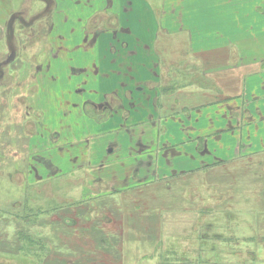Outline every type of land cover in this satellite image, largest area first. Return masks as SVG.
<instances>
[{
  "label": "crops",
  "instance_id": "crops-1",
  "mask_svg": "<svg viewBox=\"0 0 264 264\" xmlns=\"http://www.w3.org/2000/svg\"><path fill=\"white\" fill-rule=\"evenodd\" d=\"M9 1L14 0H0V9H12ZM199 1L196 8L209 11L206 22L197 21L198 36L190 30L171 32L166 25L164 39L182 34L189 45L176 68L169 67L175 59L164 49V57L143 47L138 54L157 64L166 90L156 144L161 153L154 156L158 182L152 178L138 191L148 199L155 189L160 199L143 209L146 221L138 227L131 224L132 208L122 209L128 217L124 231L136 256L145 249L146 263L160 249L168 250L161 255L170 264H264V0ZM142 73L137 66V77ZM190 184L197 186L194 194L186 191ZM172 191L181 192L183 208L164 198ZM243 191L259 195L255 207H249L254 200L244 198ZM238 203L247 205L239 224L230 214ZM170 218L177 224L168 223ZM142 227L154 235L150 240L140 237Z\"/></svg>",
  "mask_w": 264,
  "mask_h": 264
},
{
  "label": "rangeland",
  "instance_id": "rangeland-1",
  "mask_svg": "<svg viewBox=\"0 0 264 264\" xmlns=\"http://www.w3.org/2000/svg\"><path fill=\"white\" fill-rule=\"evenodd\" d=\"M31 1L43 2V0H14L11 3L13 8L9 10L18 9L16 6L19 3L29 4ZM96 1L52 0V5L70 6L73 10V22L75 23L76 16L85 11L87 6L78 7L80 2H88L89 6H93L90 7L93 10H97L101 6H104L105 10L111 2H117L116 7L120 3L123 5L120 9V16L122 11L126 14L123 17V26L121 18H119V26L131 30V34L126 36L130 40V44L127 43L125 48L120 45V51L139 49L138 38H140L143 40L141 43L144 46L157 52L164 49L166 55H172L175 59V66L172 63L169 65L170 68H176L179 65L176 59L179 54H183L184 50L189 51V45L188 42H185L182 34L179 37L172 36L164 39L167 23L171 26L169 28L171 32L190 30L198 36L197 21L206 22L209 11L207 8L198 7L197 9L198 0H100L99 5L95 3ZM208 1L211 3L215 0H200L199 2L208 4ZM114 10L112 9V11ZM2 11L3 9H0V35L6 32L8 26V18ZM24 11L30 13L31 10L26 8ZM91 12L92 10H88V15ZM109 16L111 15L106 13V18ZM105 23L108 24L107 19ZM201 27L204 29L206 25L202 24ZM254 27L258 28L256 25ZM4 38L6 39V36ZM120 38L125 39L123 36ZM6 42L13 47L16 44V38L12 36L8 40H4V44H0L4 45L0 46V73L6 72L7 76L17 65L18 60L10 65L6 63L4 65L5 59L9 55ZM3 47L6 51L2 50ZM140 47L142 49V44ZM138 54H142V52ZM162 55L165 56L163 53ZM1 65L4 67L2 68ZM6 98H14L15 101L13 104L9 103L8 106L0 105V264H135L136 259V264H170L161 255L168 250L155 251V259L146 263L144 248H141L142 256L140 258L135 255V250L130 248L127 230L124 231L128 224V217L125 218L121 211L122 209L129 211L138 205V200L142 197L146 198V196L145 192L138 193L144 189V187L141 188L144 185L139 186L137 183L128 181V177L132 176L133 168L137 164L134 160L135 155L141 149L136 145V142L129 141L130 138L125 132L122 136L112 134L116 129L114 123L117 125L118 122H110L105 125L88 122V137L86 139L88 160H91L89 167L92 173H95L94 176H90L93 179L89 181L84 179L86 170L72 172L71 168L75 164L69 165L70 158L68 155H65L64 158V153L65 165L62 171L58 172L59 175L52 179V172L37 160L41 162V160L48 159L51 160V164L52 160H59L57 152L65 151L64 141L70 136L64 131L63 121H57L54 125L51 108L49 110L41 104L33 105L32 107H35L36 110L35 116L39 114L42 126L34 121L33 135L18 136L21 132H15L16 126L22 122L28 124L29 119H20L22 107L16 105L15 94L11 93ZM35 116L33 119L36 118ZM152 122L156 121H147L144 127H136V130L149 131L152 129ZM48 125H50V130H45ZM39 129L42 135L46 131L48 136L38 137ZM60 130L62 135L59 142L47 141L50 139L52 131ZM151 133L152 140H154L155 131H151ZM149 139V137H144V143H148ZM114 141L118 144V148L112 155H108L106 149ZM78 142V144H85V138L82 142L80 140ZM151 149L155 154L156 148L154 149L152 146ZM52 150L58 151L52 152ZM149 150L146 151V154L149 153ZM78 157V164H81L84 160H81L80 155ZM145 158L143 156V160ZM32 168L37 170V174L32 171ZM173 184V188H175L176 183ZM154 190H150L147 200L154 201L155 204V201L160 199L158 194L160 191ZM186 191L194 194L197 191V186L190 184L189 190ZM243 192L244 198L254 200L249 207H255L259 195L255 191ZM180 195L181 192L172 191L169 197L165 194L164 198L169 199L171 206L180 209L185 205L184 200L179 197ZM174 197L175 199L178 197L177 204H172V202H176ZM202 199L204 200V195ZM139 207L142 211L146 209L143 204ZM246 207L247 205H239V203L234 207L237 208L234 209L235 212H230L233 222L239 224L243 220L241 215ZM177 221V218H170L168 223L177 224ZM221 225L223 226V224Z\"/></svg>",
  "mask_w": 264,
  "mask_h": 264
},
{
  "label": "flooded vegetation",
  "instance_id": "flooded-vegetation-1",
  "mask_svg": "<svg viewBox=\"0 0 264 264\" xmlns=\"http://www.w3.org/2000/svg\"><path fill=\"white\" fill-rule=\"evenodd\" d=\"M88 2L79 3L78 7L87 6L85 11L76 16L75 23L72 8L53 6L52 0L31 1L28 4L30 7L17 6L16 10L3 8L8 26L6 32L0 35V44H4V40L12 36L16 38L13 47L6 42L9 55L4 65H10L15 60L18 62L7 72V76L6 72L0 73V105L13 104L15 99L6 97L11 93L16 95L15 103L22 107L20 119H29L28 124L22 122L16 126L15 132H21L18 136L33 135L34 121L42 126L39 114L35 116L33 105L41 104L49 110L51 108L54 125L57 121H63L64 131L70 135L64 141L65 151L52 150L58 151L59 159L52 160V164L48 159L41 162L37 160L52 172V179L59 175L58 172L65 165L63 153L64 158L65 155L70 158L69 165L75 164L71 168L72 172L86 170L84 179H93L90 176L95 173L89 167L91 160H88L86 139L88 122L92 121L96 125L118 122L117 125L114 123L116 129L112 134L122 136L125 132L129 141L136 142L141 149L135 155L137 164L128 181L146 186L153 177L157 178L154 169L155 154L151 148L154 146L155 153H161L156 144L161 137L160 125L163 120L159 113L160 101L166 95V90L162 89L161 75L156 71L157 64L152 63V58L148 56L146 60H141L138 57L141 44L143 52L152 51L141 43L140 38L139 49L120 51V45L125 48L127 43L130 44L126 36L131 34L130 28L119 26V18L123 26L126 14L122 11L120 16L123 5L118 3L116 7L117 2H111L105 10L104 6L93 10ZM100 2L97 0L95 3L99 5ZM9 4L11 5V1ZM26 8L31 10L30 13H25ZM88 10H92L90 15ZM106 13L111 16L106 18ZM106 19L108 24L105 23ZM121 36L125 39H121ZM12 40L15 41L13 38ZM2 50L6 51L4 47ZM137 66H141L143 71L139 77L136 75ZM34 116L36 118L33 119ZM147 121H156L152 122V129L136 130V127H144ZM45 130H50V125ZM152 130L155 131L154 140ZM37 135L48 136L46 131L42 135L40 129ZM61 135V130L52 131L50 139L45 140L57 143L61 140ZM144 137L150 138L146 144ZM83 138L85 144H78ZM114 142L106 149L108 155H112L118 148V144ZM148 150L149 153L146 154ZM79 155L84 160L81 164H78ZM143 156L146 157L144 160ZM32 171L37 174L35 168ZM156 181L158 180L153 178V183Z\"/></svg>",
  "mask_w": 264,
  "mask_h": 264
},
{
  "label": "trees",
  "instance_id": "trees-1",
  "mask_svg": "<svg viewBox=\"0 0 264 264\" xmlns=\"http://www.w3.org/2000/svg\"><path fill=\"white\" fill-rule=\"evenodd\" d=\"M139 203H137L138 205H135V207L132 208V216H131V224L132 226H140V225H144L145 221H146V216L144 217L143 215H141V213H143L141 207H139L140 205L143 204L144 207H148V203L150 204V201H147V199L145 197H142L140 200H138ZM161 202V201H160ZM158 201L157 207L161 208L159 204L160 203ZM130 224V225H131ZM140 237L142 238V240L148 238L149 240L154 236H151L150 230L147 231V229H145L144 227L140 228Z\"/></svg>",
  "mask_w": 264,
  "mask_h": 264
}]
</instances>
